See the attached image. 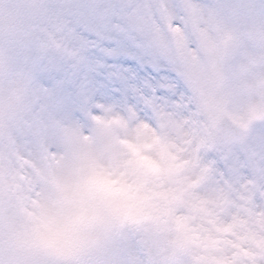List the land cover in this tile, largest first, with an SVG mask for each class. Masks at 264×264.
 <instances>
[{
  "label": "snow or ice",
  "instance_id": "6c2138e0",
  "mask_svg": "<svg viewBox=\"0 0 264 264\" xmlns=\"http://www.w3.org/2000/svg\"><path fill=\"white\" fill-rule=\"evenodd\" d=\"M33 10L11 54L29 87L18 81L17 102L0 111V264H52L9 247L19 201L38 199L43 160L61 167L70 146L118 142L117 129L150 132L180 166L159 190L78 176L81 195L119 223L87 264H264V107L217 124L245 87L231 66L250 40L264 48V0H35ZM257 63L264 55L247 57ZM118 200L154 211L122 215Z\"/></svg>",
  "mask_w": 264,
  "mask_h": 264
},
{
  "label": "clouds",
  "instance_id": "9594fccd",
  "mask_svg": "<svg viewBox=\"0 0 264 264\" xmlns=\"http://www.w3.org/2000/svg\"><path fill=\"white\" fill-rule=\"evenodd\" d=\"M34 3L35 0H0V54L7 56V63L0 58V111L17 102V82L21 70L15 66L11 54L20 49L25 38L33 17ZM249 45L245 54L231 66L230 70L237 74L245 87L223 112L217 114V124L221 128L234 127L235 120L246 119L252 107H264V63L246 66L247 57L264 55V48L259 45L258 38L250 40ZM115 136L119 138L118 142L95 135L68 148L63 167L70 176L69 190L75 196L70 212L56 219L55 223L50 222L52 234L47 237L49 243L67 244L78 239L92 217L114 218L102 201L81 195L77 178L85 171L94 177L100 187L115 190L121 187L122 182L132 183L135 179H143L159 190L180 166V162L174 158V150L165 149L150 132H145L137 140L117 129ZM89 158L98 167H93ZM129 160L133 162L131 166L127 165ZM116 203L121 205L122 215L135 216L137 213L154 211L151 201L138 204L136 200H118ZM75 217H79V220L72 222ZM37 222L45 224L39 216ZM9 247L20 256H25L23 244L17 236L11 238Z\"/></svg>",
  "mask_w": 264,
  "mask_h": 264
},
{
  "label": "rangeland",
  "instance_id": "374dc122",
  "mask_svg": "<svg viewBox=\"0 0 264 264\" xmlns=\"http://www.w3.org/2000/svg\"><path fill=\"white\" fill-rule=\"evenodd\" d=\"M27 40L26 33L20 50L26 46ZM18 81L22 82L19 86L26 94L29 82L24 78L22 71ZM36 172L41 184L37 193L38 199L25 195L19 201L20 220L15 225L16 236L23 244L25 257L43 261L54 256L77 257L81 264H87L88 261L96 258L100 243L110 230L119 226L118 221L115 218L106 220L103 217H92L82 229L83 234L78 239L67 244L49 243L47 237L52 234L50 222L70 212L75 193L69 190L70 176L63 166L53 169L50 168L47 160H43ZM31 190V187L26 189V191ZM62 192L66 193L64 199H60ZM149 214L141 212L135 217L143 218ZM38 216L40 220L45 221V224L37 222Z\"/></svg>",
  "mask_w": 264,
  "mask_h": 264
}]
</instances>
